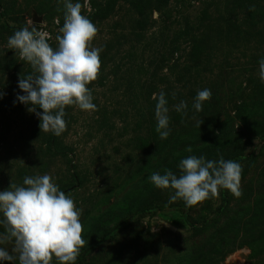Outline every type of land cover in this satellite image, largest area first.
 <instances>
[{"label":"rangeland","instance_id":"374dc122","mask_svg":"<svg viewBox=\"0 0 264 264\" xmlns=\"http://www.w3.org/2000/svg\"><path fill=\"white\" fill-rule=\"evenodd\" d=\"M71 2L80 3L81 14L98 29L90 46L102 48L101 67L88 85L96 110L66 106L67 127L56 136L40 130L39 118L27 110L31 105L16 100L23 93L19 79L33 69L7 41L35 26L56 49L63 0H0V191L23 186L25 177L50 175L81 213L88 243L78 264H210L202 260L208 254L224 256L219 264H264V0ZM203 89L211 90V99L197 112L194 98ZM160 92L169 110L170 134L163 140L155 130L153 97ZM181 101L186 114L175 110ZM189 146L192 151H185ZM237 154L249 158L239 163L242 195L225 190L226 214H214L223 188L218 197L187 207L196 226L216 219L214 227L193 231L174 210L134 213L106 242L83 251L129 210L162 200L185 205L170 201L173 189L156 188L153 173L179 177V163L189 156L219 161ZM13 246L0 244L10 254Z\"/></svg>","mask_w":264,"mask_h":264},{"label":"clouds","instance_id":"9594fccd","mask_svg":"<svg viewBox=\"0 0 264 264\" xmlns=\"http://www.w3.org/2000/svg\"><path fill=\"white\" fill-rule=\"evenodd\" d=\"M63 4L64 24L59 29L61 35L56 36V49L47 42L49 34L35 26L15 31L7 41V47L15 50L20 60L33 69L32 74L19 79L18 88L24 95H18L16 100L31 105L27 110L39 118L40 130L56 136L66 130V106L96 110L88 85L98 78L102 51L90 46L98 29L81 14V4L71 0H63ZM259 77L264 82V59L259 61ZM211 95L210 89L199 90L193 108L202 111L203 102L210 100ZM153 98L158 101L155 130L163 140L170 134L167 100L164 92L158 97L154 94ZM186 109L185 101L175 105L178 113L186 114ZM185 151L191 152L192 148L189 146ZM179 169V177L169 170L149 177L156 188L175 191L170 201L182 199L186 207H192L210 197H218L221 188L234 197L242 195V166L235 161L189 156L180 161ZM9 188L11 190L0 191V213L3 214L0 224L5 228V233L0 234V244L14 242V254L0 248V261L51 264L55 258L59 264H74L88 241L82 237L81 213L73 199L60 191L48 174L25 177L23 186L10 184Z\"/></svg>","mask_w":264,"mask_h":264},{"label":"trees","instance_id":"16d2710c","mask_svg":"<svg viewBox=\"0 0 264 264\" xmlns=\"http://www.w3.org/2000/svg\"><path fill=\"white\" fill-rule=\"evenodd\" d=\"M21 95H24V93H22ZM260 138H264V127L262 129V132H261V136ZM51 141L52 139L49 140L48 142V150H53V147L51 146ZM249 145H251V142H247ZM249 157H246L245 155H242V154H237L235 157H231V159L229 160H232V161H235L237 163H240L242 162L243 160L247 159ZM226 189H222L220 191V205L216 208L214 214L215 216L217 217V219L220 217V216H224L226 214V209H228L227 207V197L225 196V191ZM174 210V211H177L181 214L184 222L186 225H188L193 231H197V232H201L203 229L207 228V227H214L215 224H216V219H214L215 221L214 222H207L206 220L203 221L202 225L200 227L196 226L194 223H192L190 220V212H189V208L185 207L184 204H180V205H177V204H174V203H170L168 201H161L160 204L158 205H153V206H149V207H144V208H141V209H137L135 211L133 210H129L127 212L128 216L126 217H123L122 220L116 224H114L110 229L109 231L105 232L103 235H101L99 238H96L94 239L92 242H90V244L83 249V251H86L87 252H91L94 248H96L97 246L101 245L102 243L106 242L108 239H110V235L115 232H117V230L121 227V225L123 224H128V222L130 221L132 215H135V214H140V215H145V214H150V213H154L156 211H164V210ZM130 212V213H129ZM135 213V214H134ZM137 216V215H136ZM209 229V228H208ZM82 251V250H81ZM84 253L83 254H79V256L77 257L76 261L74 262V264H78L80 263L82 260H83V257H84ZM224 257V256H223ZM223 257H216V258H213V259H210L209 257V254L207 255V257H203V261L206 260L208 261L210 264H219L220 261H222Z\"/></svg>","mask_w":264,"mask_h":264},{"label":"water","instance_id":"95a60500","mask_svg":"<svg viewBox=\"0 0 264 264\" xmlns=\"http://www.w3.org/2000/svg\"><path fill=\"white\" fill-rule=\"evenodd\" d=\"M38 21L40 22V19ZM232 264H235V263H232Z\"/></svg>","mask_w":264,"mask_h":264}]
</instances>
